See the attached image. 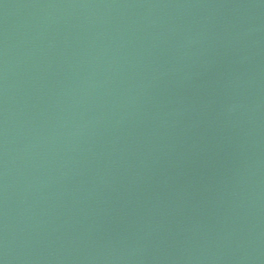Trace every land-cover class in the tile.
Returning <instances> with one entry per match:
<instances>
[{
	"label": "water",
	"instance_id": "obj_1",
	"mask_svg": "<svg viewBox=\"0 0 264 264\" xmlns=\"http://www.w3.org/2000/svg\"><path fill=\"white\" fill-rule=\"evenodd\" d=\"M0 264H264V0H0Z\"/></svg>",
	"mask_w": 264,
	"mask_h": 264
}]
</instances>
